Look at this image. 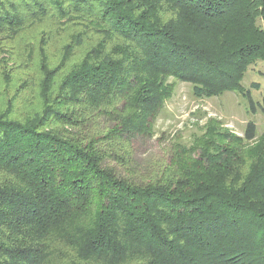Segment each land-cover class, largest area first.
<instances>
[{
	"label": "trees",
	"instance_id": "16d2710c",
	"mask_svg": "<svg viewBox=\"0 0 264 264\" xmlns=\"http://www.w3.org/2000/svg\"><path fill=\"white\" fill-rule=\"evenodd\" d=\"M256 61L264 0H0V264H264L252 121L131 167L174 81L255 112Z\"/></svg>",
	"mask_w": 264,
	"mask_h": 264
},
{
	"label": "rangeland",
	"instance_id": "374dc122",
	"mask_svg": "<svg viewBox=\"0 0 264 264\" xmlns=\"http://www.w3.org/2000/svg\"><path fill=\"white\" fill-rule=\"evenodd\" d=\"M253 83H258L260 89L251 87ZM263 88V61H256L249 66L241 81V91L250 90L255 112L251 110L247 96L239 90L198 98L192 93L191 84L174 81L171 98L153 122V136L132 143L134 158L131 167L140 172L152 173L166 162L172 145L182 143L186 146L202 139L209 121L219 123V126L238 136L243 135L246 123L252 121L257 128V135L255 140L246 144L254 148L264 136V115L258 107Z\"/></svg>",
	"mask_w": 264,
	"mask_h": 264
}]
</instances>
